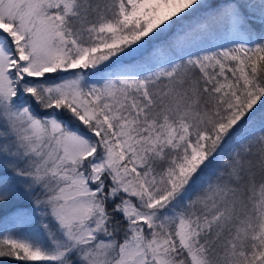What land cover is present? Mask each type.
Masks as SVG:
<instances>
[{
    "label": "rangeland",
    "instance_id": "374dc122",
    "mask_svg": "<svg viewBox=\"0 0 264 264\" xmlns=\"http://www.w3.org/2000/svg\"><path fill=\"white\" fill-rule=\"evenodd\" d=\"M130 1L138 18L131 36L112 23L94 33L70 31L63 20L71 0H0V144L15 168L21 199L29 201L28 212L19 211L12 223L36 220L45 230L44 243L16 241L29 264H229L236 255L210 253L223 243L205 250L206 230L216 226L219 235L228 229L232 247L238 241L242 247L252 231V224L232 217L242 204L233 183L194 176L203 160L201 127L209 124L203 112L176 110L157 121L145 100L143 77L151 71L92 74L115 56L120 42L123 50L144 47L169 29L180 4L192 2ZM244 42L239 18L232 16L227 34L204 50ZM173 67L164 62L156 74ZM159 123L166 130L160 136ZM103 171L121 190L122 231L104 222L98 196Z\"/></svg>",
    "mask_w": 264,
    "mask_h": 264
},
{
    "label": "trees",
    "instance_id": "16d2710c",
    "mask_svg": "<svg viewBox=\"0 0 264 264\" xmlns=\"http://www.w3.org/2000/svg\"><path fill=\"white\" fill-rule=\"evenodd\" d=\"M71 1L72 8L63 20L70 31L94 33L98 27L112 23L131 36L130 30L138 22L131 14L134 8L130 0ZM180 9L178 15L171 17L169 29L146 40L142 48L123 50L120 42L115 56L93 69L92 74L103 78L117 71H151L146 72L143 82L146 108L155 120L164 121L176 110L203 112L209 118V124L205 122L201 127L205 135L197 142L203 160L197 164L194 176L213 184L233 183L234 191L242 196V204L236 205L232 217L236 215L252 224L249 230L253 234L247 232L242 247L239 241L232 247L230 231L224 228V232L215 235L216 226L212 225L206 230L209 237L205 250H216L223 243L217 254L210 252L211 256L232 253L237 260L229 264H264V0H192L186 6L180 4ZM232 16L239 18L245 42L204 50L227 34ZM146 35L143 33L144 38ZM189 45L190 52H184ZM198 48L206 52H199ZM172 61L174 67L169 74H156L158 65ZM157 127L159 136L166 131L162 130V123ZM188 130L192 132L191 124ZM100 145L98 142L97 149ZM14 171L0 144V264H29L16 241L33 237L43 242L45 230L36 220L20 226L12 223L19 211L28 212L29 208V201L21 199ZM103 173L98 196L104 222L122 231L127 221L119 212L121 190L114 188L108 172Z\"/></svg>",
    "mask_w": 264,
    "mask_h": 264
},
{
    "label": "water",
    "instance_id": "95a60500",
    "mask_svg": "<svg viewBox=\"0 0 264 264\" xmlns=\"http://www.w3.org/2000/svg\"><path fill=\"white\" fill-rule=\"evenodd\" d=\"M37 112H39V113H41V114L45 113L44 111H37Z\"/></svg>",
    "mask_w": 264,
    "mask_h": 264
}]
</instances>
